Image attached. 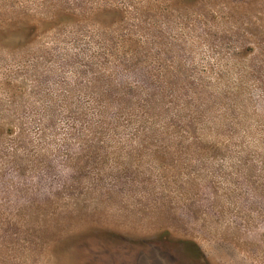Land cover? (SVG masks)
Segmentation results:
<instances>
[{
	"label": "rangeland",
	"instance_id": "1",
	"mask_svg": "<svg viewBox=\"0 0 264 264\" xmlns=\"http://www.w3.org/2000/svg\"><path fill=\"white\" fill-rule=\"evenodd\" d=\"M0 264H264V0H0Z\"/></svg>",
	"mask_w": 264,
	"mask_h": 264
}]
</instances>
